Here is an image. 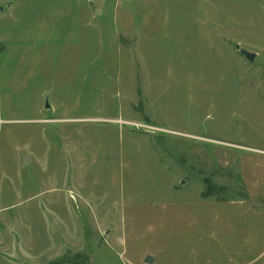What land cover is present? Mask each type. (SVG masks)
<instances>
[{"label": "rangeland", "instance_id": "374dc122", "mask_svg": "<svg viewBox=\"0 0 264 264\" xmlns=\"http://www.w3.org/2000/svg\"><path fill=\"white\" fill-rule=\"evenodd\" d=\"M148 254L264 264V0H0V264Z\"/></svg>", "mask_w": 264, "mask_h": 264}, {"label": "water", "instance_id": "95a60500", "mask_svg": "<svg viewBox=\"0 0 264 264\" xmlns=\"http://www.w3.org/2000/svg\"><path fill=\"white\" fill-rule=\"evenodd\" d=\"M100 12V9H97V13ZM242 52L246 55V57L250 60V61H253L255 59V53H252V52H249L247 50H242ZM47 107H50V105H47ZM155 261V257H153L152 255L148 254L146 256V258L144 259V262L146 263H154Z\"/></svg>", "mask_w": 264, "mask_h": 264}]
</instances>
